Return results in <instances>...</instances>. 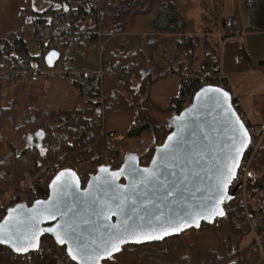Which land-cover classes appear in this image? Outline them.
<instances>
[{
  "label": "trees",
  "instance_id": "1",
  "mask_svg": "<svg viewBox=\"0 0 264 264\" xmlns=\"http://www.w3.org/2000/svg\"><path fill=\"white\" fill-rule=\"evenodd\" d=\"M42 1L46 5L36 6L30 0L22 7L13 27L0 38V125L11 121L20 136L32 139L29 144L18 148L7 141L0 130V220L10 209L28 206L48 196L49 186L40 185L38 181L43 169L56 161L65 160L73 165L88 163L92 167L88 170L91 176L105 166L103 154L108 151L111 162L106 166L117 169L126 161L124 147L129 139L140 137L145 132L152 133L154 144L137 159L142 163L145 157L152 158L155 148L172 131V121L186 107L196 83V75L193 74L208 71L218 60L217 43L211 37L184 33L176 40L177 53L183 57L178 65L170 63V67L159 74L152 73V69L147 67L156 62L155 53L162 49L160 38L151 34H146L147 37L130 35L129 25L135 23L138 16L149 15L155 5L160 4L155 25L170 21L174 25L170 31H180L178 28L183 24L176 19L175 0ZM263 25L264 20L251 18L248 28L261 29ZM29 36L32 41H29ZM236 36V29L224 34L227 40L225 72H242L255 67L239 40L229 39ZM136 40L138 42L133 44ZM31 43L36 46V52L32 51ZM95 44L102 48L99 71L88 72L87 76L84 72L64 71L62 74L78 89L80 103L66 108H44L38 101V94L30 92L23 103L24 109L20 110L22 101L6 93L12 86L10 75L13 69L33 68L39 74L48 69L67 71L64 61L68 59V53L81 52ZM51 50L60 53L53 67H49L45 59ZM199 58L198 70L183 71L192 68ZM258 65H264V60ZM171 72L180 74V89L165 107H161L152 101L150 88ZM102 109L105 114L131 110L134 121L124 131L102 133L103 123L95 118ZM155 110L168 113L170 117L158 123L153 115ZM29 178H32V187L22 191L21 183L29 182ZM250 187L261 193L258 205L264 214V139L254 156ZM220 219L223 224L216 230L222 235L216 249L203 250L197 241H185L181 233L163 241L125 245L102 264L122 257L139 260L142 264H250L252 255L241 247L245 227L234 223L227 214ZM259 236L264 246V224ZM52 245L58 250L50 249ZM8 249L0 243V264H47L55 257L58 264H66L61 258L62 253L66 254L65 247L47 234L41 237L38 250L22 254L25 260H13L5 253ZM67 264L77 263L70 260ZM260 264H264V260Z\"/></svg>",
  "mask_w": 264,
  "mask_h": 264
},
{
  "label": "water",
  "instance_id": "2",
  "mask_svg": "<svg viewBox=\"0 0 264 264\" xmlns=\"http://www.w3.org/2000/svg\"><path fill=\"white\" fill-rule=\"evenodd\" d=\"M59 58L51 50L45 59L53 67ZM172 124L148 165H105L84 186L75 171H60L46 198L4 215L0 243L24 254L38 250L47 234L77 264H102L125 245L163 241L221 217L252 143L231 93L201 87Z\"/></svg>",
  "mask_w": 264,
  "mask_h": 264
},
{
  "label": "crops",
  "instance_id": "3",
  "mask_svg": "<svg viewBox=\"0 0 264 264\" xmlns=\"http://www.w3.org/2000/svg\"><path fill=\"white\" fill-rule=\"evenodd\" d=\"M175 0V13L176 19L185 20L186 22L181 25L180 31L172 32L170 27L174 26L170 21H162L158 26L155 25V18L160 11L159 5H155L153 11L149 15H145L144 22L151 26L146 32H130V35H156L160 38L162 49L158 52L160 57L157 62L161 71H165L170 67V62L173 64H179L183 59L177 53L176 40L182 34H194L200 36H208L217 43L218 49L217 61L222 65L225 79L228 86L238 93L242 107L251 124H260L264 122V65L259 66V62L264 60V25L263 28L249 29V21L251 18L257 20H264V0ZM39 5H46V2L38 1ZM195 4L190 7L189 4ZM253 10V11H252ZM254 12V16H253ZM194 14L198 17L196 19L189 18L188 14ZM240 14V17L238 16ZM144 16V15H141ZM234 16L239 21L236 37H230L229 39H237L245 47L251 56L255 67L253 69L242 71V72H225L224 69V50L226 45V39L222 32L224 30V20L226 17ZM195 20V22H193ZM244 28V32L241 30V26ZM197 26L201 29L198 30ZM176 27V26H175ZM178 27V26H177ZM138 40L133 41L136 44ZM258 44L259 49H256ZM171 46L172 55L171 60L164 57V47ZM92 48L97 56L98 66L93 71H99L101 68V47L99 45L88 46L84 51ZM169 48V47H168ZM83 52V51H81ZM68 53V59L66 60V70H62V74L65 72L71 73H83L92 72V70L83 67L79 64L82 60V53ZM203 51L201 50V55ZM201 57V56H200ZM75 60L74 62H72ZM200 60L197 59L192 68L187 69L188 72L198 70L200 66ZM184 70V69H183ZM47 72V71H46ZM54 72V71H53ZM197 75V74H193ZM66 81H58L54 84L51 91L46 94L38 95V101L44 108H66L73 106L74 104L81 102L79 91L77 88L72 86L67 78ZM17 81L13 82L15 85ZM181 78L178 73H168L158 81H156L150 88V97L152 101L161 106L165 107L170 99L177 95L180 89ZM18 90H16V94ZM134 121V113L131 110H117L109 113L105 116L104 127L107 130L119 132L124 131L130 127Z\"/></svg>",
  "mask_w": 264,
  "mask_h": 264
},
{
  "label": "rangeland",
  "instance_id": "4",
  "mask_svg": "<svg viewBox=\"0 0 264 264\" xmlns=\"http://www.w3.org/2000/svg\"><path fill=\"white\" fill-rule=\"evenodd\" d=\"M32 1L34 5L40 6L37 2L42 1V0H32ZM191 1L194 2L193 0ZM211 2L213 4V0H211ZM246 2L250 3L249 0H247ZM29 3H30V0H0V38H2L13 27V22L16 20V18H18L19 13L22 11V7L28 5ZM194 5L195 4L193 3L189 4L190 7ZM238 16L240 17V14H238ZM188 17L196 19L198 16L190 13L188 14ZM144 18H145V15L138 16L136 18V22L129 25V28H128L129 31L130 32H144V31L146 32L151 26L149 25V23L146 24L144 22L145 21ZM182 22L184 24L186 21L182 20ZM193 22H195V20H193ZM240 26H241V30L244 32V28L242 27L243 25L241 24ZM197 29L200 30L201 28L197 26ZM28 39L29 41H32L30 39V36L28 37ZM255 46H256V49H259L258 44H256ZM31 48L33 52L37 51V48L33 43H31ZM164 48H165V52L162 51L161 54L162 53L166 54V59H169L170 57V60H171V56H170L172 54L171 46H167ZM81 53H82V60L79 62V64L92 71L95 70L98 66V60H97L95 51L92 48H89L88 50L83 51ZM158 54H159L158 52L155 53L156 62L147 66L148 68L152 69V73L154 74H159V72H162L157 62V60L160 58ZM74 61L75 60H73L72 62ZM65 63L66 61H64V64ZM34 64L37 65V62H35ZM183 71L188 72L187 69H184ZM15 81H17L16 84L10 86L6 90V93H10L13 96L14 95L17 96L18 99L22 101V103L19 106V109L23 110L24 109L23 103L25 102V99L27 95H29L30 92H35L38 95H43V94H46L48 91H51V89L54 87V84L56 82L66 81V80L62 77L61 70H49L48 69V70H43L41 72L40 77L37 81H33L29 78H17V79L11 80V83ZM16 90H18L17 94H16ZM106 115L107 114H105V116ZM153 115L156 119V122L158 123L167 121L168 118L170 117V114L168 113L165 114L157 110L153 111ZM104 120H105V117H104ZM104 120L101 121L103 123V128H105ZM0 130L2 134L5 136V139L15 144L18 148H22L24 145L32 142L31 138L28 139V138L20 136L17 133L16 128L11 121H6L3 124H1ZM107 131H111V130H107ZM153 140H154L153 135L150 132H145L140 137L129 139L127 145L124 147V151H125L124 153H126L125 159L127 161L136 160L139 154L144 153L150 146L154 144ZM262 141L260 142L259 146L262 144ZM108 155H109V152H108ZM145 158L149 159V157H145ZM80 165L78 166L80 167L82 171H88L89 169L92 170V167L88 166V163H83ZM31 182H32V178H29V182L27 181L22 182L21 187H20L22 191H26L27 189H30L32 187ZM7 198L9 199V196H7ZM260 219L262 223L261 225L258 226V229H257L258 243L254 244V246H256L255 248L247 245V242L245 241V238H251V228L249 224L248 223L241 224L242 226L245 227V230H246V233L243 235V238H242L241 247L243 248L244 252L252 255L250 264H260L261 260H264V246L262 245L261 238L259 236L260 228L264 224V214L263 216L261 215ZM221 235H222L221 232H219L216 229L204 230L198 227V228L190 229L188 235L187 236L183 235V237L185 241L187 242L197 241L203 250H208V249H216L218 247V243H219ZM52 247L53 248H50V249L55 248L58 250V247L54 245H52ZM5 253L7 254V250H5ZM65 255H66L65 253H62L61 258L67 264L69 262H67ZM108 263L109 264L110 263L111 264H142L139 260H127L124 257L120 259L115 258L111 262H108ZM47 264H58V258L56 257L51 258V260Z\"/></svg>",
  "mask_w": 264,
  "mask_h": 264
},
{
  "label": "built area",
  "instance_id": "5",
  "mask_svg": "<svg viewBox=\"0 0 264 264\" xmlns=\"http://www.w3.org/2000/svg\"><path fill=\"white\" fill-rule=\"evenodd\" d=\"M239 26V21L234 16L226 17L224 20V30L222 32V37L226 31H231L237 29ZM88 72H84V76H87ZM11 80L17 78H29L33 81H37L40 77L37 69H13L11 71ZM196 83L192 89V94L189 97V100L186 102L188 106L195 95V93L204 86L215 85L227 89L231 93L232 104L234 109L239 114L242 121L246 124L247 129L252 137V143L249 146L245 156L239 166L237 174L231 184L230 191L233 192L232 198L224 203V213L221 217H217L213 222H202L200 228L204 230L209 229H218L222 224L223 220L220 219L224 215H229L232 218V221L239 224L248 223L251 228V238H245L247 245L250 247H256L254 244L258 243V226L261 225V209L258 205L259 196L261 193L254 192L250 187L251 176H252V163L254 160L255 153L259 147L260 142L264 139V122L260 124H251L240 101L238 93L233 91L225 79V74L220 63H214L212 67L201 74H197ZM105 117V111L98 112L96 114V120L103 121ZM107 130L102 128V133H105ZM111 135L113 133L111 132ZM105 165L110 164V159L108 157V151H105L103 156ZM151 158L142 160V165H148ZM70 169L78 173L82 181L83 186L87 184L89 178L91 177L89 171H82L78 165H73L65 160H59L54 162L51 166L43 169V174L39 179L40 185H48L54 179V177L62 170ZM263 219V218H262ZM189 230L184 231L182 234L187 236ZM7 254L11 255L13 260H25V256L12 250L8 249ZM67 262H70V258L65 255Z\"/></svg>",
  "mask_w": 264,
  "mask_h": 264
},
{
  "label": "snow or ice",
  "instance_id": "6",
  "mask_svg": "<svg viewBox=\"0 0 264 264\" xmlns=\"http://www.w3.org/2000/svg\"><path fill=\"white\" fill-rule=\"evenodd\" d=\"M244 135H246V133H244ZM223 213H221V215H222ZM150 238H159V237H150ZM58 239H59V237H58ZM60 243H64V240L63 239H60ZM19 250V249H18ZM26 250V249H25ZM114 250L115 251H119L120 249H119V247L118 246H114ZM111 254V253H110Z\"/></svg>",
  "mask_w": 264,
  "mask_h": 264
}]
</instances>
